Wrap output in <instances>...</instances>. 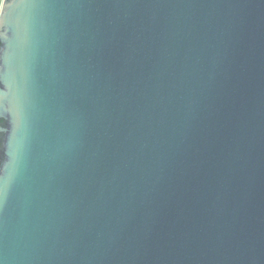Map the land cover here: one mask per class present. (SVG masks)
<instances>
[{
	"label": "water",
	"instance_id": "1",
	"mask_svg": "<svg viewBox=\"0 0 264 264\" xmlns=\"http://www.w3.org/2000/svg\"><path fill=\"white\" fill-rule=\"evenodd\" d=\"M0 264H264V0H2Z\"/></svg>",
	"mask_w": 264,
	"mask_h": 264
},
{
	"label": "rangeland",
	"instance_id": "2",
	"mask_svg": "<svg viewBox=\"0 0 264 264\" xmlns=\"http://www.w3.org/2000/svg\"><path fill=\"white\" fill-rule=\"evenodd\" d=\"M1 2H2V0H1ZM0 6H1V3H0Z\"/></svg>",
	"mask_w": 264,
	"mask_h": 264
},
{
	"label": "trees",
	"instance_id": "3",
	"mask_svg": "<svg viewBox=\"0 0 264 264\" xmlns=\"http://www.w3.org/2000/svg\"><path fill=\"white\" fill-rule=\"evenodd\" d=\"M0 3H1V0H0Z\"/></svg>",
	"mask_w": 264,
	"mask_h": 264
}]
</instances>
